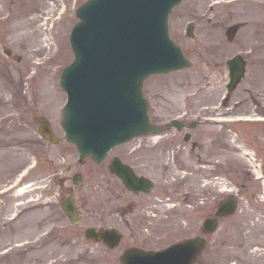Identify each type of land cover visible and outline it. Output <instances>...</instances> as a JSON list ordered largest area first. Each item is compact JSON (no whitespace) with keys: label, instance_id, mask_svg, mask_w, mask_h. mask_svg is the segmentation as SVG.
<instances>
[{"label":"rangeland","instance_id":"obj_1","mask_svg":"<svg viewBox=\"0 0 264 264\" xmlns=\"http://www.w3.org/2000/svg\"><path fill=\"white\" fill-rule=\"evenodd\" d=\"M82 1L0 0V264H42L51 259L53 264H120L119 247L108 249L83 236L87 225L114 222L101 200L103 184L112 174L104 172L103 162L88 157L80 162L59 125L65 99L59 76L73 57L68 35ZM189 21L192 35L185 32ZM235 22L239 29L230 38L225 30ZM169 32L192 63L145 78L143 93L151 120L169 122L183 110L192 118L264 113V1L181 0L171 9ZM4 47L11 48V54ZM237 52L247 59L246 72L228 91L226 60ZM41 118L51 124L58 141L39 134ZM211 121L203 125L216 131L218 125ZM229 126V135L232 127L239 139L231 144L232 156L226 152L227 159L220 157L219 170L226 173L221 171L215 184L220 196L227 191L224 186H233L237 205L208 234L193 264H264V192L247 158L252 152L264 164V124ZM175 130H164L162 143L181 137ZM223 130L228 134L225 126ZM165 158L152 161V169L155 177L164 175L174 186L181 180L184 159ZM76 171L82 178L74 183ZM69 192L80 213L75 223L60 205ZM9 245L14 246L12 256L6 251Z\"/></svg>","mask_w":264,"mask_h":264},{"label":"water","instance_id":"obj_2","mask_svg":"<svg viewBox=\"0 0 264 264\" xmlns=\"http://www.w3.org/2000/svg\"><path fill=\"white\" fill-rule=\"evenodd\" d=\"M180 0H86L76 13L69 42L74 59L60 75V85L67 92L61 125L66 137L75 142L80 159L90 154L99 161L107 149L123 139L163 127L148 120L147 101L142 95L143 78L151 72L166 71L190 64L168 33L167 16ZM235 25L228 28L232 33ZM187 34L191 33L188 24ZM10 53V49H4ZM232 89L245 70V61L236 54L228 60ZM40 132L50 139L55 135L46 124ZM111 169L120 172L129 187H140L126 165L113 159ZM81 176L76 173L74 181ZM141 183L145 181L144 178ZM136 185V186H135ZM135 186V187H134ZM66 213L76 221L77 210L69 195L62 201ZM235 207L233 196L219 203L216 215L230 213ZM204 220V230H213L217 216ZM85 236L103 239L114 246L120 237L115 228L88 226ZM205 238L190 237L164 250L127 248L122 264H191Z\"/></svg>","mask_w":264,"mask_h":264},{"label":"flooded vegetation","instance_id":"obj_3","mask_svg":"<svg viewBox=\"0 0 264 264\" xmlns=\"http://www.w3.org/2000/svg\"><path fill=\"white\" fill-rule=\"evenodd\" d=\"M182 123L183 129L174 132L181 137L165 140L171 141L170 144L162 143L161 137H137L118 144L117 149L101 161L107 174V169L110 171V161L117 156L136 175L149 180L147 190H134L125 185L122 174L110 171L112 180H106L105 185L103 184L106 191L101 200L106 204V215L114 220L105 223V226H115L122 232L115 248L123 250L134 246L157 249L173 241L203 234L205 216L213 214L220 200L232 189L231 185L224 186L227 191L220 196L219 185L215 184L219 181L221 171L226 173L225 169L219 170L220 157L225 160L226 152L231 156L234 153V146L231 144L235 137L233 134L229 135V126L219 124L217 130L213 131L203 125L206 122ZM198 126L199 129L193 131ZM224 126L228 134L223 130ZM169 156L184 159L181 180L174 186L164 175L155 177L157 171L152 169L154 166L151 164L162 158L166 160L165 157ZM105 177L103 175V180ZM227 180L230 182L229 178ZM210 183H214L216 187L210 186ZM143 185L144 183L141 184ZM49 258H53L52 255Z\"/></svg>","mask_w":264,"mask_h":264},{"label":"bare ground","instance_id":"obj_4","mask_svg":"<svg viewBox=\"0 0 264 264\" xmlns=\"http://www.w3.org/2000/svg\"><path fill=\"white\" fill-rule=\"evenodd\" d=\"M226 1V0H225ZM245 2H248V1H244L243 3H245ZM239 4H241V3H239ZM25 35L26 36H28L29 35V32H27V33H25ZM155 137V135H151V136H149V138H154ZM19 191V190H18ZM21 191V190H20Z\"/></svg>","mask_w":264,"mask_h":264}]
</instances>
